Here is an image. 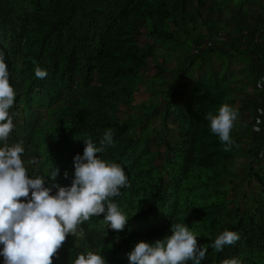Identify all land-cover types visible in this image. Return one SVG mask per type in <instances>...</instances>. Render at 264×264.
Here are the masks:
<instances>
[{"label":"trees","instance_id":"trees-1","mask_svg":"<svg viewBox=\"0 0 264 264\" xmlns=\"http://www.w3.org/2000/svg\"><path fill=\"white\" fill-rule=\"evenodd\" d=\"M247 12L215 0H0V49L17 94L8 143L23 141L29 178L47 184L55 167V183L70 186L83 140L100 147L112 129L113 144L97 155L122 165L129 180L113 198L129 219L124 231L108 236L87 221L86 237L71 240L62 263L53 264H72L87 251L106 264H129L126 254L138 242L171 235L175 222L208 245L201 264H264V162H253L264 142L252 140L257 124L238 118L225 152L205 119L222 104L234 106L236 91L246 92L216 70L214 56L264 63V24L251 27ZM37 64L44 79L35 77ZM152 71L171 76L147 79ZM139 95L156 101L139 106ZM124 108H141L143 116L123 118ZM158 110L165 133L177 139L160 137L154 149L150 116ZM224 230L240 239L216 252L210 245Z\"/></svg>","mask_w":264,"mask_h":264},{"label":"clouds","instance_id":"clouds-1","mask_svg":"<svg viewBox=\"0 0 264 264\" xmlns=\"http://www.w3.org/2000/svg\"><path fill=\"white\" fill-rule=\"evenodd\" d=\"M6 55L0 49V262L4 264H53V259L63 257L71 240L86 237L83 225L95 221L108 236H117L128 225V217L113 198L121 189L129 187V180L122 165L103 160L98 153L113 144V130L106 129L97 147L92 139L83 140V155L74 157V178L70 186L55 183L59 169L48 177L29 178L22 156L23 141L8 143L15 129L14 114L10 111L16 101V91L10 84ZM35 63V62H34ZM35 77L44 79L47 72L37 64ZM264 88V78L257 82ZM264 115V109H258ZM238 108L225 103L218 114L207 113L210 131L218 136L224 151L232 149L231 132L238 120ZM262 121L257 118V125ZM246 126V124L244 125ZM259 130V129H256ZM32 163V161H30ZM68 178V173H64ZM55 190V194L53 191ZM163 239L154 243L138 242L127 253L129 264H201L206 258L208 245H199L196 234L186 223H171ZM240 239L235 231L224 230L214 239L211 247L223 251ZM63 259L61 260L62 263ZM72 264H106L105 258L92 251L79 254ZM221 264H241L237 258L222 260Z\"/></svg>","mask_w":264,"mask_h":264},{"label":"rangeland","instance_id":"rangeland-1","mask_svg":"<svg viewBox=\"0 0 264 264\" xmlns=\"http://www.w3.org/2000/svg\"><path fill=\"white\" fill-rule=\"evenodd\" d=\"M223 7H226L228 9H231L232 11L240 10L242 12H247L245 15L247 19V23L250 24L251 27L254 26H262L264 24V0H249L250 3L246 4L244 8L242 6H239L237 2L239 0H215ZM262 17L263 21L258 23L259 18ZM230 21L232 20V17L230 16ZM236 24H232V27L235 28ZM168 53H170L169 49H166ZM215 61V68L219 72L226 71L227 77L226 81L232 84V87L234 85L239 86L240 88H245L246 92H239L236 91V95L239 98V100L236 102L234 107L241 108V112L239 111V116L241 120H244L246 123H256L257 118L261 120V118L264 115H261L257 112L258 109H264V88H258L257 82L260 81L262 78H264V63H259L257 65L256 62L249 59H240V60H226L224 58H221L217 61L216 57L214 56ZM217 61V62H216ZM256 63V66L254 65ZM171 76V74H169ZM168 74H156L155 71L147 73V79H153V80H159L161 81L164 77H170ZM169 79V78H168ZM167 79V80H168ZM170 80V79H169ZM155 88V87H153ZM150 98V95L144 96L139 95L137 97V104L140 106V103L144 100L147 103H150L151 101L155 102V98ZM246 102L247 105L244 103ZM145 115L148 114L147 112L144 113ZM121 117L128 118L130 116H143V111L141 108L136 109H128L124 108L123 112L120 113ZM257 124V123H256ZM150 125L152 130V139H153V145L152 147L154 149H157L160 147V144L158 142V139L161 137H165L168 135L169 138L177 139L172 132L165 133V129L163 124L161 123V117L160 112L155 111L152 113V116H150ZM259 129V130H256ZM255 134L256 136L252 138V140L261 139V141L264 142V127H262L261 123L258 124L255 127ZM162 148V147H161ZM246 161V158L240 160L241 162ZM254 164L258 165L261 162H264V147L262 149H259L257 157L253 159ZM164 160H159L158 164L163 165ZM239 167V166H238ZM241 171V170H240ZM252 187V186H251ZM256 189L257 188H253ZM110 229H106L105 233L108 234ZM113 233L116 232L114 230H110Z\"/></svg>","mask_w":264,"mask_h":264},{"label":"built area","instance_id":"built-area-1","mask_svg":"<svg viewBox=\"0 0 264 264\" xmlns=\"http://www.w3.org/2000/svg\"><path fill=\"white\" fill-rule=\"evenodd\" d=\"M245 35H247V33H245ZM225 41L226 40H228V38L225 36V35H223V37H222ZM255 42L256 43H259L260 41H259V36H256V40H255Z\"/></svg>","mask_w":264,"mask_h":264}]
</instances>
